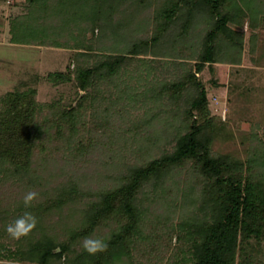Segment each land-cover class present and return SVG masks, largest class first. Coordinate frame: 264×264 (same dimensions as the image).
Instances as JSON below:
<instances>
[{"label": "trees", "instance_id": "16d2710c", "mask_svg": "<svg viewBox=\"0 0 264 264\" xmlns=\"http://www.w3.org/2000/svg\"><path fill=\"white\" fill-rule=\"evenodd\" d=\"M27 1L10 42L64 51L32 78L44 100L37 86L0 95V261L164 264L167 251L170 264H264L251 251L264 242V137L253 121L264 123V108L230 147L235 122L209 115L195 74L238 58L228 22L264 0ZM26 214L35 226L13 237ZM96 241L106 246L89 252Z\"/></svg>", "mask_w": 264, "mask_h": 264}, {"label": "rangeland", "instance_id": "374dc122", "mask_svg": "<svg viewBox=\"0 0 264 264\" xmlns=\"http://www.w3.org/2000/svg\"><path fill=\"white\" fill-rule=\"evenodd\" d=\"M27 5V0H0V95L10 92L14 88L24 89L26 86H37L40 89L38 99L42 101L45 99L43 91L47 89L46 85L43 80L37 81V83L40 82L39 84L34 83L33 76L43 72L46 66L49 70L51 68L50 59L55 55L53 52L64 50L10 42L11 21L15 13L26 12ZM256 7V5H251L247 9L244 6L247 11L241 14L234 12L233 19L228 22V26L238 33L241 41L242 50L238 58L234 56V53L229 58L225 56L227 54H221L222 56H218L216 62H205L202 70L195 73L206 90L209 115L214 117L216 122L218 120L231 124L235 122V126L237 123L236 127L234 125L231 127V134L236 138V142H229L230 147L238 146L241 139L238 129L246 130L250 126L248 119L255 107L261 105L260 107L264 108V4L258 10H255ZM96 32L97 30H95ZM184 56L185 60L195 65L197 61L195 55L184 53ZM233 57L236 58L235 61L232 60ZM81 94L82 92L79 93V95ZM253 121H258L259 126L262 125L261 128L256 129L264 137L263 120L255 118ZM52 131L54 132V130ZM60 132H54L53 135L57 136V133L60 135ZM219 146L220 144H217V148L220 150ZM59 150L57 149V152L59 155L63 153L64 160L74 158L73 155L76 153L68 152V150H63L60 153ZM175 240L176 238L173 236L172 244L175 243ZM251 246L253 252L260 248V252H256L263 260L264 242H254ZM164 257L167 258L164 264H170L171 254L164 251ZM0 262L7 264L11 260ZM261 264L263 263L261 262Z\"/></svg>", "mask_w": 264, "mask_h": 264}, {"label": "clouds", "instance_id": "9594fccd", "mask_svg": "<svg viewBox=\"0 0 264 264\" xmlns=\"http://www.w3.org/2000/svg\"><path fill=\"white\" fill-rule=\"evenodd\" d=\"M35 193H29L26 197H25V204L27 205L35 196ZM29 215V218L31 220V223L26 225V221L23 218H19L17 219V221L15 222V225H9L8 227V232L10 234L13 235V237L18 238L20 235L22 234H27V232L35 226V217L30 216V214H26ZM86 248L89 252H96L97 250H102L106 245L101 242V241H96V242H92L91 246H89V242H86Z\"/></svg>", "mask_w": 264, "mask_h": 264}]
</instances>
